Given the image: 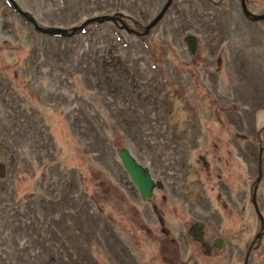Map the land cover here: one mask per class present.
Returning <instances> with one entry per match:
<instances>
[{
	"label": "rangeland",
	"instance_id": "obj_1",
	"mask_svg": "<svg viewBox=\"0 0 264 264\" xmlns=\"http://www.w3.org/2000/svg\"><path fill=\"white\" fill-rule=\"evenodd\" d=\"M164 1L14 0L41 27L114 16L63 37L0 0V264H264V18L169 0L145 30Z\"/></svg>",
	"mask_w": 264,
	"mask_h": 264
},
{
	"label": "water",
	"instance_id": "obj_2",
	"mask_svg": "<svg viewBox=\"0 0 264 264\" xmlns=\"http://www.w3.org/2000/svg\"><path fill=\"white\" fill-rule=\"evenodd\" d=\"M7 2L10 4L11 8L21 17H24L26 21L37 31L43 32V33H57L60 36H67L73 33L74 31L80 29L82 26H84L88 22L96 21L100 22L103 19H110L113 20L114 16L113 15H108V14H99V15H94L91 17H88L84 19L80 24H73L70 25L67 29L63 27H58V26H47V27H41L35 23L33 18L28 15V13L18 7V5L14 2V0H7ZM169 0H165L164 3L161 5L159 10L154 14V16L150 19L148 23L144 25V29L148 28V26L152 25L164 12L166 5L168 4ZM240 3V8L241 12L243 15H245L247 18L250 20H257V19H262L264 18V11L260 13H255L250 10H248L244 4L243 0H239ZM122 26L127 30L130 31V29L126 28L123 24ZM134 32V31H133ZM184 41L186 43V46L190 52L194 50L196 41L195 38L192 34L185 35L184 36ZM116 155L120 161V164L124 171L126 172L128 178L132 181L134 184L135 188L137 189L138 194L143 197H149L151 194L152 187L154 186V181L150 176V173L148 171V168L139 162H137L132 154L129 152V150L124 147V146H119L116 149ZM257 175L255 177V180H258V177L260 175V154L258 153L257 156ZM253 196V193H252ZM252 205L254 212L258 216V219L260 221V224L262 223V216L260 212L257 209V206L254 202V199L252 198ZM201 222L200 221H192L189 223L187 226V233L191 239L197 240L201 246L207 247L206 241L202 238V229H201ZM205 252V251H204ZM246 264V254L243 259V263Z\"/></svg>",
	"mask_w": 264,
	"mask_h": 264
},
{
	"label": "flooded vegetation",
	"instance_id": "obj_3",
	"mask_svg": "<svg viewBox=\"0 0 264 264\" xmlns=\"http://www.w3.org/2000/svg\"><path fill=\"white\" fill-rule=\"evenodd\" d=\"M196 221V220H195ZM199 221V220H197ZM201 222V221H200ZM202 224V223H201ZM187 229V228H186ZM201 229H202V238L206 241L207 243V247L205 246H201L200 243L197 241V240H194L196 242H198L199 246H200V250L203 252V253H208L211 251L212 248H215V249H218L222 243V239L220 237H217V236H213L211 239L207 240L206 238H204L203 236V225L201 226ZM205 251V252H204ZM246 254V257H247V254L248 252L245 253ZM244 254V256H245ZM244 259V258H243ZM243 263V262H242Z\"/></svg>",
	"mask_w": 264,
	"mask_h": 264
},
{
	"label": "trees",
	"instance_id": "obj_4",
	"mask_svg": "<svg viewBox=\"0 0 264 264\" xmlns=\"http://www.w3.org/2000/svg\"><path fill=\"white\" fill-rule=\"evenodd\" d=\"M20 247L22 248V250H20V248H16V250H20L21 252L14 255V256H15L16 261H17V259H19V260H21L20 262H22L23 261V258H22L23 252L25 251V253H26L27 246H20Z\"/></svg>",
	"mask_w": 264,
	"mask_h": 264
}]
</instances>
